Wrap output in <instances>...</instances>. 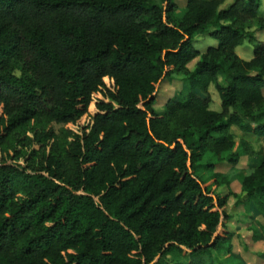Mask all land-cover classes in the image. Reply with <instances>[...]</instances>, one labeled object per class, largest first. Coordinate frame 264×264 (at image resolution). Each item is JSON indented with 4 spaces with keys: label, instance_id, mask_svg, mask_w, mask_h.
<instances>
[{
    "label": "trees",
    "instance_id": "1",
    "mask_svg": "<svg viewBox=\"0 0 264 264\" xmlns=\"http://www.w3.org/2000/svg\"><path fill=\"white\" fill-rule=\"evenodd\" d=\"M158 1L0 0V264H223L229 198L264 217L263 148L242 194L216 192L230 181L218 166L264 139L261 0H186L181 16ZM208 27L217 44L200 53ZM174 75L187 89L157 112Z\"/></svg>",
    "mask_w": 264,
    "mask_h": 264
},
{
    "label": "rangeland",
    "instance_id": "2",
    "mask_svg": "<svg viewBox=\"0 0 264 264\" xmlns=\"http://www.w3.org/2000/svg\"><path fill=\"white\" fill-rule=\"evenodd\" d=\"M155 1V0H154ZM158 1V0H157ZM178 6L177 16H181L184 8H185V0H175ZM234 0H225L221 5V8H225L233 3ZM159 3V1H158ZM260 15H264V0H261V6L259 9ZM211 28L208 27L205 32L198 33L193 39L194 47L200 52H204L207 47L214 46L217 44V41L208 34V31ZM251 30L255 36L257 41H264V29H257L256 27H252ZM254 42H249L245 40L241 45H238L235 48L236 54L248 60L253 55V45ZM199 57H196L192 61L187 64V67L190 70H193L195 67V62ZM187 89L185 79L182 75H174L171 78L163 79L157 85L156 91V100L153 105L154 109L157 112L162 113L165 110V105L168 99L175 97L181 93H184ZM208 93L210 97L209 108L211 110L220 111L221 104L219 94L213 84H210L208 87ZM233 132L236 136V143H239V139L241 137V132L237 128H233ZM251 144V149L254 152L251 157L244 156L241 158L239 163L232 167L227 162H222L220 166H218L217 171L228 176L229 185L221 184L216 188V192L220 195L228 193L229 190L233 191L237 195L241 193V176L242 174L247 173L251 169V165L255 164L258 161V156L255 154L260 148L264 149V139L263 138H255L253 135L248 139ZM206 156L204 161L208 160ZM203 178L207 182V184L211 185L212 180L210 179V172L203 170L202 171ZM236 198L230 197L225 210L231 216V222L228 223V228L233 232V237L231 240V256H228L226 253H222V261L223 264H264L261 261L260 253L264 252V229L261 226H264V217L263 215L257 214L254 209L255 204L251 201L250 203L244 204H235ZM253 227H256L261 233L262 238L259 239L255 243H251L250 238H248V234H251L249 230L248 223ZM246 246V247H245ZM212 259L204 257L205 264H209ZM167 261L175 263H187L188 257L186 255L173 253L172 255L167 256ZM213 262V261H212ZM215 264V263H211Z\"/></svg>",
    "mask_w": 264,
    "mask_h": 264
},
{
    "label": "crops",
    "instance_id": "3",
    "mask_svg": "<svg viewBox=\"0 0 264 264\" xmlns=\"http://www.w3.org/2000/svg\"><path fill=\"white\" fill-rule=\"evenodd\" d=\"M175 2H176V1H175ZM185 3H186V0H185ZM184 9H185V8H184ZM177 10H178V6H177ZM177 10H176V12H177ZM183 11H184V10H183ZM176 12H175V13H176ZM182 13H183V12H182ZM176 14H177V13H176ZM197 60H198V59H197ZM195 63H196V62H195ZM218 80H219V82H220L221 84H223V82L221 81V77H219Z\"/></svg>",
    "mask_w": 264,
    "mask_h": 264
}]
</instances>
